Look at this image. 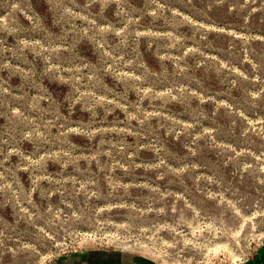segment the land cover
Here are the masks:
<instances>
[{
	"label": "rangeland",
	"instance_id": "1",
	"mask_svg": "<svg viewBox=\"0 0 264 264\" xmlns=\"http://www.w3.org/2000/svg\"><path fill=\"white\" fill-rule=\"evenodd\" d=\"M263 243L264 0H0V264Z\"/></svg>",
	"mask_w": 264,
	"mask_h": 264
},
{
	"label": "crops",
	"instance_id": "2",
	"mask_svg": "<svg viewBox=\"0 0 264 264\" xmlns=\"http://www.w3.org/2000/svg\"><path fill=\"white\" fill-rule=\"evenodd\" d=\"M50 264H168L153 257L116 247L85 246L65 253ZM241 264H264V243Z\"/></svg>",
	"mask_w": 264,
	"mask_h": 264
},
{
	"label": "built area",
	"instance_id": "3",
	"mask_svg": "<svg viewBox=\"0 0 264 264\" xmlns=\"http://www.w3.org/2000/svg\"><path fill=\"white\" fill-rule=\"evenodd\" d=\"M81 249H82V247H81ZM241 263H243V262H241ZM241 263H239V264H241Z\"/></svg>",
	"mask_w": 264,
	"mask_h": 264
}]
</instances>
